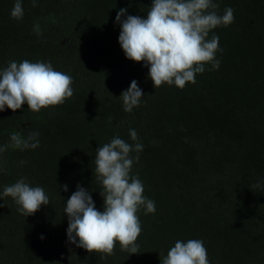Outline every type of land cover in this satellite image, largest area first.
Segmentation results:
<instances>
[{
  "label": "trees",
  "instance_id": "1",
  "mask_svg": "<svg viewBox=\"0 0 264 264\" xmlns=\"http://www.w3.org/2000/svg\"><path fill=\"white\" fill-rule=\"evenodd\" d=\"M152 2L36 0L33 7L22 0L24 15L16 20L15 0H0V69L10 61L50 62L72 77L74 90L39 112L26 103L0 111V146L13 132L25 139L39 133L36 149L0 154V194L23 178L50 200L26 216L0 195V264H161L177 240L189 239L204 242L209 264H264V0H214L219 15L234 10L232 24L209 33L219 37L220 66L205 64L183 89L155 88L150 66L128 59L119 43L118 11L146 19ZM133 80L144 96L129 113L119 97ZM116 136L143 145L131 153L139 160L130 175L156 206L137 213V254L119 242L112 255L90 253L67 236L64 209L78 185L104 210L95 154Z\"/></svg>",
  "mask_w": 264,
  "mask_h": 264
},
{
  "label": "clouds",
  "instance_id": "2",
  "mask_svg": "<svg viewBox=\"0 0 264 264\" xmlns=\"http://www.w3.org/2000/svg\"><path fill=\"white\" fill-rule=\"evenodd\" d=\"M32 4L35 7L36 0ZM218 7L214 0H153L146 19L133 15L124 19L127 9L121 8L116 16L121 26L119 43L128 59L150 66L149 76L155 88L166 83L183 89L186 83L196 82V74L205 72V64H211L209 70L220 66L216 59L219 37L209 38V33L218 26L232 24L234 10L229 7L219 15ZM23 15L22 0H15L12 18L21 20ZM34 31L41 34L38 24L34 25ZM72 83L71 76L55 70L50 62L10 61L6 68L0 69V111L7 106L15 112L26 103L29 110L39 112L62 104L74 94ZM143 96L138 82L133 80L119 98L124 110L130 113ZM129 135L137 141L134 129L129 130ZM38 137V132L30 133L26 139L13 132L11 143L0 146V154L9 147L36 149ZM133 151H143V145H130L118 136L96 149L94 171L102 186L104 210H97L90 191L80 185L67 199L64 209L69 221L68 239L77 247L90 253L112 255L119 242L121 250L138 253L136 241L142 227L137 213L141 207L145 214L154 213L156 206L143 195L144 185L139 177L130 175L134 160H139V155L131 156ZM61 187L68 190L67 185ZM0 195L13 198L20 214L26 216L50 203L43 187L31 186L23 178L5 186ZM160 259L161 264H209L204 242L198 239L177 240Z\"/></svg>",
  "mask_w": 264,
  "mask_h": 264
}]
</instances>
